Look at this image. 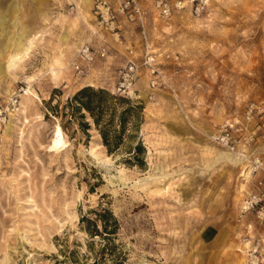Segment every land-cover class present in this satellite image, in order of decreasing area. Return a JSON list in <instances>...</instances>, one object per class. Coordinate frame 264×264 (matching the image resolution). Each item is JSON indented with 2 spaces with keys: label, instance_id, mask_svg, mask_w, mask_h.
<instances>
[{
  "label": "rangeland",
  "instance_id": "374dc122",
  "mask_svg": "<svg viewBox=\"0 0 264 264\" xmlns=\"http://www.w3.org/2000/svg\"><path fill=\"white\" fill-rule=\"evenodd\" d=\"M158 1L141 0L145 33L126 24L117 42L94 34L93 0H40L32 27L0 43V264H247L242 250L264 244V0H162L169 17ZM148 44L162 73L153 91ZM84 45L108 59L77 79ZM126 45L137 101L114 94ZM87 86L142 107L113 153L88 115L70 118L68 100ZM56 125L68 142L51 151ZM104 209L119 222L111 240L83 223Z\"/></svg>",
  "mask_w": 264,
  "mask_h": 264
},
{
  "label": "built area",
  "instance_id": "2783aa9c",
  "mask_svg": "<svg viewBox=\"0 0 264 264\" xmlns=\"http://www.w3.org/2000/svg\"><path fill=\"white\" fill-rule=\"evenodd\" d=\"M195 1L192 0L193 3ZM157 6L160 8L163 17H169L171 15L172 9L169 4L160 0L157 2ZM176 7L182 8L184 6L180 2L176 4ZM92 13L97 26L95 35L106 32L111 34L117 42H122V32L126 24L136 25L143 33L146 31L147 13L141 5V0H93ZM150 47L148 44L142 65L147 69L149 76L148 86L153 91L161 86L162 73L158 68L157 56L155 52L150 50ZM125 49L131 59L128 60L126 65L118 68L116 72L114 94L137 101L140 99L136 89L140 76L139 66L134 60L135 51L132 46L126 45ZM107 59L108 51L106 48L102 46H82L76 53L71 64L74 76L77 79L86 78L95 65L104 63ZM17 102V99L12 100V106H15ZM2 117L3 112L0 108V120ZM261 201L262 198L260 196L254 195L251 199L244 202L243 208L246 210L254 208ZM242 255L245 257L247 264H264V244H257L251 248H245L242 250Z\"/></svg>",
  "mask_w": 264,
  "mask_h": 264
},
{
  "label": "trees",
  "instance_id": "16d2710c",
  "mask_svg": "<svg viewBox=\"0 0 264 264\" xmlns=\"http://www.w3.org/2000/svg\"><path fill=\"white\" fill-rule=\"evenodd\" d=\"M67 107L71 108L72 111L70 118L78 115L80 119L86 120L88 115L92 119L93 124L102 137L103 144L110 153H113L122 144L129 121L133 119L136 125L142 112L141 106H133L124 99L112 96L104 89L95 90L89 86L82 88L68 100ZM118 107H122L123 110L119 112ZM82 127L89 130L91 125L86 122L82 124ZM62 128L64 129V127ZM129 138H133V136ZM136 152L144 153V148L140 142L137 143L132 154L135 159L138 157L135 156ZM137 160L143 164V160ZM83 223L89 225L86 231L92 238L99 236L104 240H111L117 235L119 230L117 218L108 209L97 213L95 219L84 218ZM105 249L106 246L102 253L105 252ZM88 264H99V260H94ZM113 264L120 263L113 260Z\"/></svg>",
  "mask_w": 264,
  "mask_h": 264
},
{
  "label": "crops",
  "instance_id": "0c3cea01",
  "mask_svg": "<svg viewBox=\"0 0 264 264\" xmlns=\"http://www.w3.org/2000/svg\"><path fill=\"white\" fill-rule=\"evenodd\" d=\"M39 2L40 0H0L1 44L10 42V40L13 41L12 39H14V37L21 34L20 28H22V26H29L28 28L32 27L30 24H32L31 21L34 20V14L39 15L41 9L38 5ZM26 18L29 19L30 23L26 22Z\"/></svg>",
  "mask_w": 264,
  "mask_h": 264
},
{
  "label": "bare ground",
  "instance_id": "6f19581e",
  "mask_svg": "<svg viewBox=\"0 0 264 264\" xmlns=\"http://www.w3.org/2000/svg\"><path fill=\"white\" fill-rule=\"evenodd\" d=\"M80 2H82L85 6H87V8H90L92 0H80ZM19 60H20L19 53H11L10 56H9V58H8V60H7V67L9 69H11V68L17 66ZM30 95H32V91L31 90H28L26 92V96L24 94V96H25V97H23L24 100H29L30 101L31 100ZM60 125H56L57 127L55 129V135H54V137L52 139L53 141L51 140L52 141V144L50 146V150L51 151H57V150L63 149L64 147L67 146V143L66 142H68V141H65V134H64V131H63V129H62V127Z\"/></svg>",
  "mask_w": 264,
  "mask_h": 264
}]
</instances>
